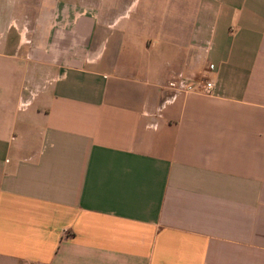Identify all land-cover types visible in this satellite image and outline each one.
Returning a JSON list of instances; mask_svg holds the SVG:
<instances>
[{"label": "crops", "instance_id": "obj_1", "mask_svg": "<svg viewBox=\"0 0 264 264\" xmlns=\"http://www.w3.org/2000/svg\"><path fill=\"white\" fill-rule=\"evenodd\" d=\"M20 1L0 264H264V0Z\"/></svg>", "mask_w": 264, "mask_h": 264}, {"label": "rangeland", "instance_id": "obj_2", "mask_svg": "<svg viewBox=\"0 0 264 264\" xmlns=\"http://www.w3.org/2000/svg\"><path fill=\"white\" fill-rule=\"evenodd\" d=\"M82 4V1H85V8L92 7L91 1L93 0H75V3L79 2ZM25 1H20V0H0V42L7 41V44H11L13 42L12 38V32L15 30H22L23 27L26 29L29 26L32 21L30 20H25L23 18V14L19 13L18 11L23 12V8L29 7V4H25ZM83 5V4H82ZM88 10V9H87ZM46 25V20H38L37 21V26H36V31L33 30V32L42 33V30H47L46 28L48 26ZM9 33V34H7ZM7 34V35H6ZM6 35V36H5ZM37 35V34H36ZM44 42L45 38L42 39V37L37 36V47L39 49H43L44 47ZM23 50V49H22Z\"/></svg>", "mask_w": 264, "mask_h": 264}, {"label": "built area", "instance_id": "obj_3", "mask_svg": "<svg viewBox=\"0 0 264 264\" xmlns=\"http://www.w3.org/2000/svg\"><path fill=\"white\" fill-rule=\"evenodd\" d=\"M185 80H181L179 82V87H185ZM213 88V82L212 80L208 79L205 75H203L200 79V82L197 84V86L194 89V92L202 93L205 95H208L211 93ZM25 103H20V106L23 107Z\"/></svg>", "mask_w": 264, "mask_h": 264}]
</instances>
